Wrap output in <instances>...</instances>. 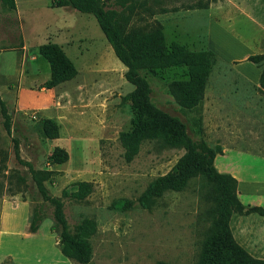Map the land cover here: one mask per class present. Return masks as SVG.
<instances>
[{
  "label": "rangeland",
  "instance_id": "obj_1",
  "mask_svg": "<svg viewBox=\"0 0 264 264\" xmlns=\"http://www.w3.org/2000/svg\"><path fill=\"white\" fill-rule=\"evenodd\" d=\"M51 1L16 0L21 19L15 8L0 5V100L8 117L6 131L0 109V264H81L63 253L53 206L42 198L29 170L48 172L41 185L46 196L62 204L69 234H76L83 221L92 223L87 264L193 263L208 226L198 181L179 192L145 195L183 151L146 141L126 159L119 134L130 129L133 115L124 98L133 86L124 79L125 68L91 15L50 8ZM135 2L150 12L135 7L130 29L158 23L152 17L161 10L196 7L192 0ZM221 2L226 13L210 19V43L209 20L165 19L185 24L175 34L166 32L168 42L196 36L199 45L183 47L215 57L197 108L181 110L168 93L170 82L186 78L183 67L139 74L152 105L179 120L191 139L211 147L215 170L236 180L243 210L229 218L231 235L251 258L264 262V97L258 86L261 67L247 61L264 58V0ZM105 4L114 7L113 0ZM61 20L72 27L70 33L60 30ZM64 37L72 41L64 53L76 76L53 90L41 89L48 67L37 49ZM18 91L27 107H16ZM45 119L57 125L56 139L43 137ZM54 147L66 151V162L47 163ZM77 182L91 184V192L81 200L62 196Z\"/></svg>",
  "mask_w": 264,
  "mask_h": 264
},
{
  "label": "trees",
  "instance_id": "obj_2",
  "mask_svg": "<svg viewBox=\"0 0 264 264\" xmlns=\"http://www.w3.org/2000/svg\"><path fill=\"white\" fill-rule=\"evenodd\" d=\"M105 1L108 0H52L50 7H68L76 12L91 15L113 55L125 68L124 79L133 86V91L124 98L129 103L133 115L130 129L119 134L126 159L133 157L140 145L146 141H154L163 147L183 151L170 171L155 178L148 185L145 195L150 197L165 191L179 192L184 190L190 181L197 180L200 185V197L205 204L208 226L197 257L191 264H264L263 261L251 258L231 235L229 218L232 213H240L243 210L236 197V180L229 174L215 170L213 159L216 152L211 147L202 139H191L179 120L152 105L149 101L150 89L139 74L141 70L183 67L186 78L170 82L167 88L173 102L181 110L190 111L197 108L203 99L206 81L215 60L214 55L209 51H189L176 42L166 44L160 24L153 21L146 28L130 29L135 7L150 12V7L144 3L137 4L135 0H113L114 7H109ZM2 4L10 9L14 8L13 0H0V5ZM37 52L48 67V79L43 83V89L50 90L76 76L72 62L56 44H42ZM247 61L261 67L258 86L264 97V65L261 64L264 58L259 55L249 56ZM0 109L4 116V128L8 131V117L1 100ZM41 132L48 140L58 137L57 125L51 119L42 121ZM67 158L66 151L54 147L47 157V163L58 165L66 162ZM29 171L42 198L53 206L54 220L61 229L63 253L78 263L87 264L90 258L87 237L93 231L92 223L83 221L77 227L76 234H69L62 215V204L46 196L41 185L48 172ZM37 174L42 177L37 179ZM72 186L74 189L70 193L63 190L62 196L81 200L91 192V184L87 182H77Z\"/></svg>",
  "mask_w": 264,
  "mask_h": 264
},
{
  "label": "crops",
  "instance_id": "obj_3",
  "mask_svg": "<svg viewBox=\"0 0 264 264\" xmlns=\"http://www.w3.org/2000/svg\"><path fill=\"white\" fill-rule=\"evenodd\" d=\"M14 1V8H15V15L18 19L20 18V12L17 8V2L16 0ZM156 2L158 0H155ZM170 2H174L177 3L178 0H168ZM196 3V7L194 9L191 10H185V11H174V12H170V11H164V12H160L157 15H154L152 18L154 20H156L161 28H162V33L164 36V41L167 44L168 40H167V35L166 32L170 31L171 33L175 34L180 28L185 27V24H181L180 22L177 21H166L165 19L167 18H172V17H185V18H204L209 20L208 24L206 25L207 28L205 30L206 33V42L210 43V37H211V21L210 19L212 18H216V17H224L225 13H226V8L223 4V2H221V0H192ZM51 8V7H50ZM58 9L64 10V11H71L72 9L68 8V7H58ZM163 19V21H162ZM62 31H64L66 34L70 33V30L72 27H70V25H68V23L65 20H61V25H60ZM175 36V35H174ZM67 37V36H66ZM66 37L62 38L60 42H58L57 46L60 47V49L63 51L64 53V46H71L72 45V41L71 39L67 40L65 39ZM69 38V37H68ZM173 42H176L178 44L184 45V46H195V45H199L200 42L197 41L196 36H189V40L182 42V41H178V40H172ZM171 42V41H170ZM168 42V44L170 43ZM23 44L24 46L27 45L25 38L23 39ZM65 54V53H64ZM48 79V73H46L45 76V80ZM60 85V84H59ZM58 86V85H57ZM43 89V88H41ZM55 89L52 88L50 90ZM49 91V90H47ZM22 95L23 93L21 92H17L16 93V107L20 108V107H27L23 102H22Z\"/></svg>",
  "mask_w": 264,
  "mask_h": 264
}]
</instances>
